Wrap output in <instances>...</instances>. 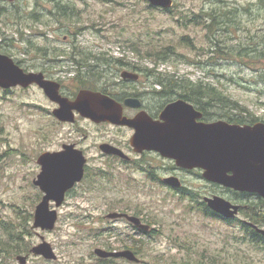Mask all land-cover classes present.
<instances>
[{
    "label": "rangeland",
    "instance_id": "rangeland-1",
    "mask_svg": "<svg viewBox=\"0 0 264 264\" xmlns=\"http://www.w3.org/2000/svg\"><path fill=\"white\" fill-rule=\"evenodd\" d=\"M58 4H68L74 14L62 15ZM175 6L177 10L168 14L144 0H0V53L24 70L53 73V79L66 84L72 83L76 62L98 65L101 71L107 69L103 59L142 63L153 71L155 81L175 76L179 83L190 80L215 87L246 111L241 113L249 124L264 123V0H175ZM34 10L41 13L42 22L23 15ZM202 11L216 13V31L205 28L209 23L201 19L209 17L202 16ZM58 59L64 62L56 63ZM61 69L64 75L55 72ZM107 72L104 80L112 82L115 78ZM40 105L51 107L38 88L8 94L0 91V225L9 223L23 231L25 222L32 229L26 239L29 248L40 243L37 232L58 256L52 264H102L94 250L121 245L136 250L143 264H196L209 257L219 264H264V249L246 240L235 224L186 214L182 205L163 203L168 197L117 190L106 177L93 172L58 209L51 232L34 230L33 215L42 197L32 184L40 171L36 159L69 142L68 132L74 129L50 123ZM206 109L210 118L227 122L236 113L218 106ZM95 130L86 128L90 138L85 145L99 141ZM106 130L111 139L129 138L123 130ZM148 161L159 167L169 165ZM100 163L90 160L92 168ZM121 211L151 225L158 231L155 237L130 240L121 233L111 238L92 235L105 226L104 216ZM0 235L4 236L1 227ZM15 249L21 253H3L0 262L17 264L15 257L25 254L24 249ZM27 264L44 263L31 258Z\"/></svg>",
    "mask_w": 264,
    "mask_h": 264
},
{
    "label": "flooded vegetation",
    "instance_id": "flooded-vegetation-1",
    "mask_svg": "<svg viewBox=\"0 0 264 264\" xmlns=\"http://www.w3.org/2000/svg\"><path fill=\"white\" fill-rule=\"evenodd\" d=\"M6 1L14 2L15 0ZM172 2L173 6L169 10H163L161 8L151 6L149 3L148 4L154 9H161L168 14H173L177 9L175 8V0H172ZM57 9L62 15H66L67 13H71L72 15L74 14L73 10L70 9L68 4H58ZM200 14L202 16L209 17L208 19H201L202 22H206L207 20V23H209L205 25V28L208 31H216V27L219 24L215 17L216 13H204L202 11ZM23 15H25L27 19L42 22V20L39 18L41 13L36 10L32 12H26ZM0 54L11 58L6 54ZM69 59L75 58L69 57ZM12 60L19 68L23 70L24 73L42 74L45 80L55 82L59 86V89L56 91L58 97L55 101L51 100V98L44 92L43 88H41L36 83L30 84L27 87H22L20 85L10 88L0 87V91L8 94L13 91H28L30 88H38L51 104V107H44L40 105V107L45 110V113L48 114L50 123L60 125L61 127H74V129H70L68 132V135H70L68 139L69 142L61 144L59 148L55 150L42 152L36 159V164L40 168L37 176L42 172V165L38 163V158L44 153L55 154L63 152L66 149L67 152L77 154L83 160L82 177L79 181L75 182L70 188L66 190L62 202L57 204L54 200L49 201V208L57 210V221L59 217L58 209L66 203V200L75 192L76 188L85 179L86 175L93 172L94 175H102L106 177L107 181L114 185L117 190L127 189L134 190L135 192H144L143 194L147 197L157 196L160 199L163 197H168L167 201H163V203L170 204L172 206L182 205L184 207V211L186 210V214L199 213L203 217L214 222L219 221L227 225L235 224L242 231V235H244L246 240L259 246L261 249H264V199L258 194L234 190L218 183L210 182L203 177L204 170L202 169H190L178 166L176 162L170 157L164 156L155 150L143 148L141 144L134 145L132 141L134 139L136 128L133 126L119 125L108 120L95 121L81 116L77 111H73L72 113L74 118L72 122L61 121L55 115L61 107L59 102L60 99L65 100V104L73 103L81 91H88L100 94L96 103L98 107L110 108L111 105L106 103L107 98H109V100H112L115 103L114 108H119L121 117L126 118L127 120L137 119L135 120L137 126L148 124V122L162 123L163 120L161 119V114L163 110L168 105L179 100L191 105L195 112L200 115L199 117L194 118V122L196 124H208L216 121H224L209 117V113L207 112L205 106L206 96L204 90L203 92L201 91L200 97L197 99L198 103L194 99V102H191L185 97H180L174 88L160 86V82L155 81L152 78L155 77L153 71L148 70L142 63L135 65L130 64V62L127 61L125 63L122 61H116L114 59L113 61L111 59H103L102 64L107 69L105 71H101L98 70V65H94L93 67L87 63L76 62L75 75L70 79L72 83L66 84L61 80L53 79V73L49 74L43 70L35 72L27 71L24 70V68H22L18 63H16L14 59ZM55 62L61 63L64 61L58 59ZM117 64L121 65V67H118ZM90 70L91 72H89ZM106 71H108L107 74H109L110 77H114L116 80L114 79L112 82H106L104 80ZM55 72L60 75H64L65 73V71L62 69ZM123 72L131 73L135 76V78H123ZM127 100H132L130 105L125 104ZM235 111L236 113H233V115L228 118L229 121L233 122H224L241 126L255 124H249V120L242 117L244 114L241 112L246 113L245 110L241 109V111ZM89 126L96 128L95 133L100 136V139L98 142L93 141L89 145H85L90 138L88 133L85 132L86 128ZM106 127L123 130L129 135L128 140L120 141L111 139V137L108 136ZM101 128L105 129L101 130ZM148 158L159 160L161 162H168L169 165H161V167H159L148 161ZM91 159L100 160L103 161V163H100V166L92 168L90 166ZM160 169L165 170L161 171ZM122 174L124 177H119ZM34 180L35 179L32 180V184L42 193V199L46 194L34 184ZM206 187H208V189H206ZM214 198H221L230 205L236 207L233 217L225 218L212 210L208 206L207 199ZM40 201L37 203V205L40 203ZM156 202L161 203L159 200H156ZM113 213L123 216L118 218H110L109 215ZM130 218H133L134 220ZM104 220L106 221L103 223L105 226L92 235L111 238L113 236H118L121 233L124 235V237L133 240L134 236H139L141 238H153L158 232L152 228L151 225L145 223L140 217L124 211L111 212L104 216ZM136 221L139 222L138 225H136ZM119 224L122 226H117ZM140 226L142 228H140ZM143 227H146V229ZM22 234L24 235L23 239L24 243L26 244L27 251H23V254L25 255L18 256H25L27 258L26 264L31 258L40 259L44 264H52L58 260V256L49 242L47 243L50 244L56 256L55 260H47L42 256L33 255L30 251L34 246L29 248V245L26 242V239H29L31 234H25L24 232H22ZM36 234L40 239V243L46 242L42 235H39L37 232ZM95 250L94 255L102 264H110L116 261H122L126 264H143L138 252L127 245H121L118 249H113L111 246H109L108 250L104 249V251L110 253L131 252L138 259V262L130 261L123 257L102 258L95 254ZM17 253H21V251ZM16 258L17 256L15 259ZM205 261L209 262L211 260L210 258H207L204 261H198L196 264H206L207 262L204 263ZM215 262H217V260H215Z\"/></svg>",
    "mask_w": 264,
    "mask_h": 264
},
{
    "label": "water",
    "instance_id": "water-1",
    "mask_svg": "<svg viewBox=\"0 0 264 264\" xmlns=\"http://www.w3.org/2000/svg\"><path fill=\"white\" fill-rule=\"evenodd\" d=\"M144 1L163 10H169L173 6L172 0ZM122 77L135 78L128 72H123ZM33 83L43 88L51 100L57 99L56 91L59 86L55 82L45 80L42 74L24 73L11 58L0 54V87H27ZM99 96L98 93L81 91L77 99L69 104L59 98L61 107L55 115L61 121L72 122V113L77 111L81 116L95 121L108 120L119 125L133 126L136 128L132 141L134 145L141 144L143 148L170 157L178 166L202 169L203 177L210 182L234 190L256 193L264 199V123L241 126L216 121L196 124L194 118L200 115L191 105L179 100L163 110L162 123L148 122L137 126V119L127 120L121 117L119 108H114L115 103L109 98L106 103L111 105L110 108L98 107L96 103ZM131 101L127 100L125 104L130 105ZM38 163L42 165V172L34 180V184L46 195L35 208L32 228L51 231L57 221V210L49 208V201L54 200L57 204L62 202L66 190L81 179L83 160L65 149L60 153L42 154ZM207 203L225 218H231L235 214L236 207L221 198L207 199ZM122 216L117 213L109 215L110 218ZM138 224L136 221V225ZM30 252L47 260L56 259L47 242L39 243ZM95 254L102 258L123 257L138 262L131 252L110 253L96 249ZM26 259L25 256L16 258L18 264H26Z\"/></svg>",
    "mask_w": 264,
    "mask_h": 264
},
{
    "label": "trees",
    "instance_id": "trees-1",
    "mask_svg": "<svg viewBox=\"0 0 264 264\" xmlns=\"http://www.w3.org/2000/svg\"><path fill=\"white\" fill-rule=\"evenodd\" d=\"M222 15L223 17H225L224 13H222ZM164 80L166 79L158 77V82H160V86L166 85L165 87L174 88L175 91L178 92L180 97H185L189 99L191 102H194L193 99L197 101V99L200 97L201 91L203 92L204 90L205 96H206L205 106L208 109L209 108L212 109L213 107H216V106L222 109L226 108L228 110L231 109V110L241 111L242 109L241 107L237 105L236 102L228 100L225 96L221 95V93H219L217 89H215V87H212L210 85H202L201 83H193L190 80H183L181 83H179V81L175 79V76L171 77L170 80H166V82H164ZM230 122L232 123L233 121H230ZM31 217L32 215L30 216V218ZM0 227H1L2 232L4 233V236L0 235V256L3 253L9 254L10 252L11 253L20 252V251H14V248H16L15 250H18L17 248H20V249H24L25 251H27L26 244L24 243V239H23L24 235L22 234V232L30 235L32 233V229H30L25 224V222H23L22 229H21V230L24 229V231H17L16 226L14 225L13 227L12 224H9V223H2ZM209 258L211 261L209 262L205 261L204 263L207 262L206 264H219L215 262L216 260L215 258H211V257ZM4 261L5 259H2L0 264H4Z\"/></svg>",
    "mask_w": 264,
    "mask_h": 264
}]
</instances>
